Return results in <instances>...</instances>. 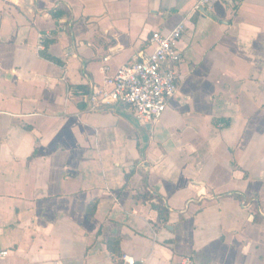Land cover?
I'll use <instances>...</instances> for the list:
<instances>
[{
    "label": "crops",
    "instance_id": "0c3cea01",
    "mask_svg": "<svg viewBox=\"0 0 264 264\" xmlns=\"http://www.w3.org/2000/svg\"><path fill=\"white\" fill-rule=\"evenodd\" d=\"M197 1L0 0V264H264V0ZM181 24L161 120L91 109Z\"/></svg>",
    "mask_w": 264,
    "mask_h": 264
},
{
    "label": "built area",
    "instance_id": "2783aa9c",
    "mask_svg": "<svg viewBox=\"0 0 264 264\" xmlns=\"http://www.w3.org/2000/svg\"><path fill=\"white\" fill-rule=\"evenodd\" d=\"M216 1L225 2L235 8L240 0H198L194 11L205 13L212 11ZM185 26L179 25L168 33L155 32L149 45L152 52L147 56L135 58L132 62L122 65L114 75H109L110 67L105 59L103 71L107 78L103 85L95 87L89 96L91 109L103 106L121 104L144 125H151L163 117L169 107V102L178 91V73L176 66L183 62L179 43L182 40ZM51 33L39 35V50L46 49ZM1 252L0 258L8 256ZM122 264H148L146 260L137 261L129 256L121 258ZM197 264L191 258H185L179 263Z\"/></svg>",
    "mask_w": 264,
    "mask_h": 264
},
{
    "label": "water",
    "instance_id": "95a60500",
    "mask_svg": "<svg viewBox=\"0 0 264 264\" xmlns=\"http://www.w3.org/2000/svg\"><path fill=\"white\" fill-rule=\"evenodd\" d=\"M140 123V122H139Z\"/></svg>",
    "mask_w": 264,
    "mask_h": 264
}]
</instances>
